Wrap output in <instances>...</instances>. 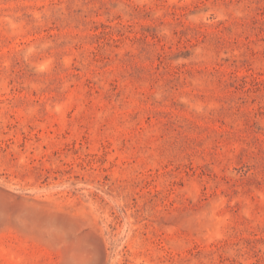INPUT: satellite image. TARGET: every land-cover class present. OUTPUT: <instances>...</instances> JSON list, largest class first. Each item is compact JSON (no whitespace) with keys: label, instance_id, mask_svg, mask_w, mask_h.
<instances>
[{"label":"rangeland","instance_id":"374dc122","mask_svg":"<svg viewBox=\"0 0 264 264\" xmlns=\"http://www.w3.org/2000/svg\"><path fill=\"white\" fill-rule=\"evenodd\" d=\"M0 264H264V0H0Z\"/></svg>","mask_w":264,"mask_h":264}]
</instances>
